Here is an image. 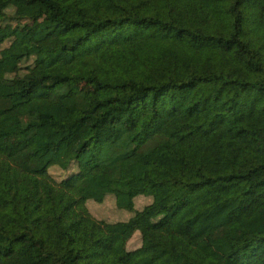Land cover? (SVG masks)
I'll list each match as a JSON object with an SVG mask.
<instances>
[{"label":"trees","instance_id":"16d2710c","mask_svg":"<svg viewBox=\"0 0 264 264\" xmlns=\"http://www.w3.org/2000/svg\"><path fill=\"white\" fill-rule=\"evenodd\" d=\"M6 20L28 24L0 38V264H264V0H0ZM109 196L128 221L93 217Z\"/></svg>","mask_w":264,"mask_h":264},{"label":"rangeland","instance_id":"374dc122","mask_svg":"<svg viewBox=\"0 0 264 264\" xmlns=\"http://www.w3.org/2000/svg\"><path fill=\"white\" fill-rule=\"evenodd\" d=\"M18 24L21 25H27L28 23L23 21L21 23H18L16 21L6 20L0 25V38L4 35L11 34L13 30L17 27ZM9 46V42H5V44L0 46V51ZM76 87L78 89H83L88 92H92L91 88L77 84ZM89 132V124L81 123L78 125L75 130L72 133L71 138V148L70 151L77 152L80 147L82 141L87 137ZM6 144L9 147V153L11 154L14 162L19 165L24 162H26L31 154L32 150L27 147L19 137L13 136L8 139H6ZM50 175L56 182H62L66 180L71 175H74L78 172V168L75 164H73L68 170L61 169L60 167H52L49 170ZM212 194V188H206L199 192L198 194L194 195L192 197L193 205L186 209L179 217H177L173 221V228L179 233H189L190 230L188 227L185 226V221H187L189 218H191L196 212L200 205V203L207 197H209ZM151 203V198L148 197H138L135 200V208L136 210L143 209L146 205ZM88 209L90 213L99 221H105L108 223H117V222H125L128 221L132 216L133 213L119 209L117 207L116 199L112 196H109L106 198V200L103 203H96L94 201H90L88 205ZM141 235L139 233H136L133 238L128 243V249L130 251H134L138 249L141 246ZM146 260V257H139L135 260L134 264H143V262Z\"/></svg>","mask_w":264,"mask_h":264}]
</instances>
